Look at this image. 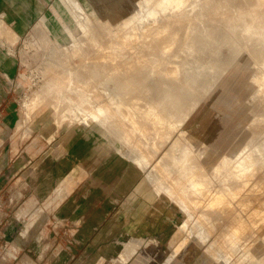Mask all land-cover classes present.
<instances>
[{"label":"rangeland","instance_id":"1","mask_svg":"<svg viewBox=\"0 0 264 264\" xmlns=\"http://www.w3.org/2000/svg\"><path fill=\"white\" fill-rule=\"evenodd\" d=\"M0 1V264H264V29L248 14L255 0L218 12L212 0ZM170 18L184 27L166 29ZM198 39L218 64L201 56ZM116 70L146 77L149 88L175 85L186 101L172 111L175 126L163 94L124 90L110 77ZM40 101L52 121H32ZM120 154L143 161L142 194L136 184L115 193L127 170ZM88 160L94 173L82 170ZM92 177L113 186L94 191L112 200L108 213L80 222L81 200L76 223L73 206L58 221L66 182L78 191ZM235 219L245 229L231 242Z\"/></svg>","mask_w":264,"mask_h":264},{"label":"bare ground","instance_id":"2","mask_svg":"<svg viewBox=\"0 0 264 264\" xmlns=\"http://www.w3.org/2000/svg\"><path fill=\"white\" fill-rule=\"evenodd\" d=\"M106 1H109V0H106ZM236 1H238V0H236ZM233 4H236L235 0H212L211 9L213 11H217L218 12L219 8H220V5H222L226 10H228V9L232 8L231 6H233ZM249 8L250 9L248 10L249 11L248 14H250L254 18V24L257 25V24H260L262 22L263 23V29H264V0H255V4L250 6ZM238 10H239V16H237V19L240 18V16L243 15V13H245V12H243L244 9H238ZM230 20H231V22L234 21V19H231V18H230ZM174 24H178L177 19L170 18L168 20V22H167L166 29H169V28H171V29H176V28L177 29H182L184 27V25H177L174 28L173 27ZM0 25H1V23H0ZM188 28H190L192 31L196 30V27L194 25L193 26H189ZM201 32H206V31L202 30ZM209 32H206V34L208 35ZM120 34H121V36H124L125 35L124 30L121 29L120 30ZM229 38H230V41L232 42V44L235 45L236 41L234 40L233 36L230 35ZM176 39H177V34H176L175 31H173L172 32V36H171V41L174 42ZM197 44H198V46H200L202 48V54H201L202 57L207 58L208 61H213V62L215 61V64H218V62L220 60L217 59V57H214V55L211 56V57H207L206 56V53H210L209 52L210 48L207 49V51H206V45H208L207 43L202 44L201 41L198 39V43ZM208 47H209V45H208ZM112 49H114L113 46H112ZM223 49H226V47H224ZM164 50L159 53L157 60H160L159 58H161L162 54L167 51V49L165 51ZM203 54H204V56H203ZM233 62H234V59H232L230 62H228L226 64L225 68L228 69ZM80 68H81V66L72 64V65H70V68H69L70 70L69 71L70 72H76L75 75H73V76H76V77H79V78L81 77L80 81L88 82L89 81L88 79L82 77V75L80 73H77V72H80ZM117 71L118 70H116V72L113 71V73L110 75V77L113 78L114 80H116L121 85V88H123L124 90H126L128 92L133 91L136 95H139V96H142V97H144L145 95L148 94V96H152V97H156L157 98L159 96H162V94H163V97H164L163 106H164L165 113L168 115L167 116L168 119H169L168 123L170 125H172V126H175V123L172 122V120H171L172 119V114H173L172 111L175 110V109L177 110L178 107L183 106L185 104V102H186L185 100L180 98V95L178 93V88L175 87V85H169L166 88H162L161 85L149 88L147 86V82L148 81H147L146 77L139 76V77L135 78V77H132V75H131L132 71L130 73L128 72L127 75L126 74L124 75L122 73H119L120 71L119 72H117ZM133 71L139 72L140 71V66L139 65L135 66ZM246 79L247 78L244 77V79H243L244 81L240 82V86L244 85ZM183 89L186 90L187 88H183ZM201 95L202 94H201L200 91L197 92V93L196 92L192 93L193 99H195V98L199 99L201 97ZM125 101H126V99H125ZM34 104H35V108H34L35 112L33 114L32 121L34 120V118L40 117V116L43 117V121H46V122L52 121L51 112L49 110H48L49 111L48 112V111H46L45 108H43V105L45 104L44 102L40 101V102L34 103ZM211 108H213V107H211ZM211 108L207 107V109H211ZM180 112H182V111L180 110ZM180 112H178V113H180ZM67 114H69V113H67ZM28 115H30V114H28ZM62 115H61V117H62ZM28 117H30V116H28ZM94 117H96V116H94ZM46 119H49V120L47 121ZM93 121H95V118H91L90 116H87L85 118L84 123L89 125ZM61 123L62 122H60V124ZM224 148L225 147L222 146V144H218L215 147L214 152L218 153V152H220V150H222ZM115 153H118V152H115ZM120 155H122L123 157H125L127 159V163H126L127 166L125 168L127 170H126V173H125V175H124V177L122 179L121 184L119 185V187L117 189L115 188V193H117V194L119 193L120 194V193H122L124 191L125 188L133 187L136 184V186L138 187V190L142 194L144 192V184H143L144 180L142 182H140V183H137V182L143 176V172H144L143 171V169H144L143 161L140 160L139 156H135V157L129 156L130 157L129 158V157H127L124 154H120ZM117 159H119L120 161H123V159L118 157V156H117ZM119 165L122 167L121 169H123V167L125 165V162L124 161L120 162ZM198 183H200V182H198ZM198 183L194 182L193 186L197 187L196 185H198ZM152 195H153V193L151 191L149 194L146 195V198H148V199L151 198L152 199ZM163 200L165 202L169 201L170 197L167 196ZM182 201L185 202L186 198H182ZM217 202L219 203L220 200H217ZM185 205H186V203H185ZM244 229H245V224L243 222H241L240 220L237 221L235 219L229 224V228H228L227 233L225 234V237L228 238L229 241L234 242L235 240H233V238H236V237L240 236V233Z\"/></svg>","mask_w":264,"mask_h":264},{"label":"crops","instance_id":"3","mask_svg":"<svg viewBox=\"0 0 264 264\" xmlns=\"http://www.w3.org/2000/svg\"><path fill=\"white\" fill-rule=\"evenodd\" d=\"M3 9V3L2 1H0V11ZM74 151V150H73ZM78 150H75V152H77ZM97 153L95 151V153H93V155L95 156ZM95 161L92 160H88L85 165L83 166V169L86 173H94L93 168L95 165ZM93 167V168H92ZM66 171V170H65ZM64 171V172H65ZM68 172H70V170H68ZM69 177L72 178V175H70ZM77 180V179H75ZM84 185V187L81 186V188L78 189V186L76 183H74V181L69 180L66 182V188L67 191L70 193V198L68 200H63L64 202L60 204L59 208L60 211L58 212V221H61V210L65 209L66 206H73L75 207L73 210V213L71 215L72 219L70 218H66L64 215V221H69V219L76 223L77 219L79 217V215L81 214V208H78L79 205L78 203L81 201V204L85 205L86 208L84 210V212L86 213L83 217L80 216L79 221H86L89 217V220H91L92 222H97L100 223L99 220H101L102 217H104L108 212L106 211L107 207L109 205L112 204V200L108 199V194H102L101 197L96 196V193H94V191H99L98 190V184H102L103 187L108 191H112L113 186L110 187V183H106V182H98L94 177H92V181H90V183L88 184L87 182H82ZM94 184V185H93ZM101 185V186H102ZM100 186V187H101ZM40 187H42V184L37 185V188L39 189ZM101 189V188H100ZM63 207V208H62ZM99 207V208H98ZM69 216V217H70ZM82 217V218H81ZM104 220V219H103Z\"/></svg>","mask_w":264,"mask_h":264}]
</instances>
